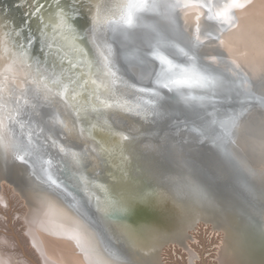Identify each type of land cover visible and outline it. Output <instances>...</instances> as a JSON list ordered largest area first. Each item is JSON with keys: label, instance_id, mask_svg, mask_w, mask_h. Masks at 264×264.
<instances>
[{"label": "water", "instance_id": "obj_1", "mask_svg": "<svg viewBox=\"0 0 264 264\" xmlns=\"http://www.w3.org/2000/svg\"><path fill=\"white\" fill-rule=\"evenodd\" d=\"M202 1L205 4L214 2ZM129 3L147 5L132 10V27L122 22ZM39 4L43 5L41 11L33 15L38 6L37 0H0V50L10 58L5 59L0 73L6 74L7 81L16 82L18 78L23 85L28 86L45 83L53 100L62 102L80 132L90 136L107 165L118 156L109 149L119 142L116 133L102 117V111L108 106H127L132 109L130 106L136 105L150 118L161 117L170 128L183 126L187 133L194 136L183 140L185 143L177 148V155H182L178 159V167L190 169L189 173L185 174L181 170L180 179L174 178L175 182L172 183L169 167L173 165L170 162L167 165V158L164 157L165 162L162 159L161 163L163 170L156 173L155 179L160 180L163 193L153 195L149 192L147 197L151 202H144V205L127 198V213L124 214L117 209L118 206L112 207L114 212L118 214L119 211L122 216L134 214L132 219L140 221L137 231L143 235L149 228L154 231L155 235L150 237L145 248L149 255L157 259L156 264H163L160 252L165 246L167 258L171 261L172 248L178 239L182 240L190 234L191 229L197 227L196 231L208 233V229L200 224L214 223L213 217L219 212L228 216L226 222L222 221L221 224L218 221L222 236L228 237L226 231H233L231 234H234L241 229L249 241L256 238L250 244L253 252L258 255V251H264V225L259 227L257 216V207L261 203L255 198L254 201L251 199L253 197L248 183L239 179V168L232 165L235 164L232 154L264 155V131H259L261 135L256 136L238 127L240 116L249 112L244 108L253 110L248 115L254 116L260 112L257 105H264V101L252 98L243 91L237 71L230 66L205 62L191 46L178 42L177 30L168 22L156 0H39ZM213 8L208 13L209 17L215 13ZM62 14L65 18L63 22ZM205 20L204 35L213 43L217 42L220 37L211 31L212 17ZM7 35L12 37L10 43ZM9 45L12 50H9ZM13 49L21 53V59ZM160 55L184 67H209L213 82L172 91L160 87L157 84V73L162 67L157 58ZM189 57L192 59L189 60ZM8 63H18L20 68L10 72L13 66ZM16 70L19 74H16ZM120 79H126L138 92L139 97L135 98L137 102L129 104L126 100L117 99V80ZM141 88L148 91L141 92ZM30 110L27 107V111ZM50 112H53V108H50ZM52 117L56 118L54 113ZM246 136L249 137L245 142L247 147L240 144ZM42 144L48 160L53 157L50 150L57 154L59 152L56 149L61 150V142L56 141V138H47ZM41 150L39 146L33 147V150L28 151L29 159H33L31 154L40 157ZM167 151L175 152L172 146ZM41 161L35 165L50 179L62 185L65 191L75 193L76 199L83 203L84 210L80 213L84 214V211L94 217L100 232L115 238L116 231L120 232L119 225L111 224L107 216L104 219L97 218L87 201L92 202L94 191L100 187L96 186L92 192L93 183L81 181L79 177L82 176L79 175L70 179V183L73 182L70 184L64 180L60 162L44 167ZM167 176L168 180L165 179ZM89 191L92 192L91 196L88 195ZM148 191L142 194H148Z\"/></svg>", "mask_w": 264, "mask_h": 264}, {"label": "bare ground", "instance_id": "obj_2", "mask_svg": "<svg viewBox=\"0 0 264 264\" xmlns=\"http://www.w3.org/2000/svg\"><path fill=\"white\" fill-rule=\"evenodd\" d=\"M201 1L156 0V3L163 10L168 22L177 30L178 42L191 46L205 62L233 68L241 77L243 91L252 98L264 101V0H212L214 2L211 4ZM212 7H215L213 8L215 13L210 14L209 17L208 13ZM211 17L213 20L211 31L213 35L220 37L214 43L206 38L203 31L205 19ZM7 40L10 43L12 37L7 35ZM9 50H12L11 46ZM13 51L21 59V53L14 49ZM5 59L10 58L0 50V67ZM216 60L220 61L215 63ZM8 64L13 66L10 72L20 67L18 63ZM24 64L27 66L25 60ZM204 68L209 69V67ZM5 75L0 73V202L8 209L11 207V199H21L22 204L25 205L20 217L26 225L25 235L41 264H156L157 259L154 255H149L145 248L150 237L155 235L154 231L149 228L146 230V235H143L142 232L137 231L136 227L140 221L135 222L132 219L134 214H130L131 217L122 216L119 211L118 214L114 212L112 207L118 206L117 209L124 214L127 213L125 209L127 198L144 205V202H151L148 198L149 192L153 195L158 192L163 193L160 180L155 179L156 173H161L163 170L161 163L165 162L164 157L167 158V165L169 162L173 165L169 167L171 181L174 178L180 179L181 170L185 174L189 173L190 169L178 167V159L182 155L181 153L177 155L179 153L177 148L192 134L187 133L183 126L176 125L170 128L161 117L150 118L148 114L139 110L138 106L135 107L136 105L130 106L132 109H128L127 106L123 108L108 106L102 111V117L109 124V128L111 127L116 133L119 142L114 143L109 149L112 154L118 156L112 158L107 165L106 161L101 159V154L92 143L90 136L80 132L76 121L66 111L62 102L53 100L51 91L45 83L39 86L30 85L31 88L27 84L23 85L18 78L16 82L7 81ZM117 87V99L121 98L119 101L126 100L129 104L133 101L137 102L135 98L137 99L139 94L126 79L117 80ZM257 106L260 112L254 116L248 115L253 110L244 108L249 112L240 116L238 127L241 130L247 129L246 131L251 135L259 136L261 135L259 131H264V105L259 103ZM27 107L32 110L27 111ZM50 108H53L52 113ZM116 111L120 112L128 128L123 132L116 129L114 120L109 116ZM53 113L55 119L52 117ZM173 135L176 137L171 138ZM47 138H56V141L61 142V150L56 149L59 154L50 150L53 155L52 159L49 157L50 160L46 156L47 151L44 153V144H42ZM128 138H131V141H128L129 145ZM244 138L240 144L247 147L248 144L245 142L249 137ZM77 139L86 157L94 161L96 170L92 167L85 168L81 164L80 161L83 159L80 155L81 151L79 149L76 152L75 148L78 144ZM136 142L140 145L137 146ZM36 146L42 149L41 156L31 154L33 159H29L28 151ZM171 146L174 147V153L167 151ZM66 150L67 153L63 154ZM232 157L235 163L232 165L239 168V179L249 185L253 197L251 199L254 201L255 198V201L261 203L257 207L258 225L261 228L264 225V155L245 153L232 154ZM37 161H41L44 167L60 162L61 172L65 174L64 180L69 183L70 179L79 175L82 176L79 177L81 181L93 183L92 192L96 186L100 187L99 190L96 188L94 191L97 199L90 197L92 202L87 201L93 207L97 218L104 219L107 216L111 224L120 226V228L118 226L120 232L116 231V237L113 236L112 239L110 235L102 234L96 226L94 217L84 211V214H81L80 212L84 210L83 203L76 199L75 193H68L62 185L44 174L42 169L35 165ZM165 179L168 180V176ZM6 187L12 190V198ZM147 189H149L148 194L143 195L142 192ZM92 192L89 191L88 195L91 196ZM93 201L97 207L99 206L98 208L92 204ZM147 203L145 205H148ZM1 208L0 216L3 218L8 212L1 211ZM227 217L219 212L213 217L214 223L200 224L204 229H208V233L216 240L213 241L215 244L213 250L217 251V264H264V251H258L257 255L250 246L256 238L250 239V242L241 229L236 230L234 234H231L233 231H226L228 237L222 236L218 221L222 224V221H227ZM196 230L197 227L191 229L190 234L184 239H178L171 252L172 262L175 264L179 260L184 262L185 256L188 264H197L198 261H194L192 256L195 253L197 259L201 258L197 246L198 241H202L200 236L194 237ZM11 240L0 235V264H32L24 259L25 251L19 248L21 250L18 252ZM166 249V246L162 248L160 260L162 255H167ZM23 255H25L23 258L20 257Z\"/></svg>", "mask_w": 264, "mask_h": 264}, {"label": "rangeland", "instance_id": "obj_3", "mask_svg": "<svg viewBox=\"0 0 264 264\" xmlns=\"http://www.w3.org/2000/svg\"><path fill=\"white\" fill-rule=\"evenodd\" d=\"M109 116L112 117V119L114 120L113 122H114V125L116 126V129H118L122 132L128 129L123 122V119H122L120 112H118V111L112 112ZM129 140L131 141V138H128L127 142ZM77 142H78V144H76L75 148H76V152H78L79 149L81 151L80 155L83 158L82 161H80L81 164L85 168L89 169V167H92L94 170H96L97 167H96L94 161L90 157H86L85 153L83 152V150L81 148L80 141H78V139H77ZM136 144H137V146L140 145L139 142H136ZM128 145H129V142H128ZM75 148H74V150H75ZM98 173H99V169H98ZM7 189H8L7 192L9 194V196H11V198H12V196H13L12 190L9 187L8 188L6 187V190ZM24 206L25 205L22 204L21 199H18V200L17 199H14V200L11 199V207L9 209L7 207L3 206L0 202V208L2 207L1 211L4 210V211L8 212V214L6 213L3 218L0 216V235L5 236L9 239H12L11 242L16 246L18 252H19V250L23 249L25 251L26 257H24L25 255L20 256V257H22V258L24 257V259H26L28 263L35 264L37 262L36 264H41L36 252L34 251L32 245L30 244V242L28 240L27 235H25L26 230H24L25 229L24 226H26V225L24 223L23 218L20 217V215L22 213V208ZM19 219L21 220V222ZM8 230H10V231L8 232ZM209 235H210L209 233L204 234L203 232H199V231H196L194 233V237L198 238V236H200V240L202 241V242L198 241V246H197L198 252H199L201 258L197 259V257H196L197 254H195V253H194V256H192L194 261L195 260L198 261L197 264H217L218 263L216 260L217 259L216 258L217 257V255H216L217 251L213 250L215 247V244H213V241H216V240L211 235L210 236ZM18 236H20V237H18ZM19 248H21V249H19ZM172 250H174V249L172 248ZM162 260H163V262H162L163 264H175V263L171 262L169 259H167V255L163 256ZM186 261H187V258H185V256H184V262L182 260L181 261L179 260L178 263H176V264H188Z\"/></svg>", "mask_w": 264, "mask_h": 264}, {"label": "snow or ice", "instance_id": "obj_4", "mask_svg": "<svg viewBox=\"0 0 264 264\" xmlns=\"http://www.w3.org/2000/svg\"><path fill=\"white\" fill-rule=\"evenodd\" d=\"M37 7L35 8L33 15L39 13L43 7L42 4H39L37 0ZM128 11L123 18V24L127 27H132L133 25V13L132 10H139L143 7H147L146 4H137L129 3L126 5ZM99 11V10H98ZM65 18L62 14V22ZM161 62V69L157 73V84L160 87L172 91L173 89L180 88H192L193 86H204L206 84L212 83L211 73L206 68H196L195 66L184 67L179 63H174L171 59H168L166 56L160 55L157 57ZM192 58L189 57V60ZM113 75H115L113 73ZM87 83V81H85ZM95 83V81H92ZM141 92L148 91L147 89H139ZM55 183V182H54Z\"/></svg>", "mask_w": 264, "mask_h": 264}]
</instances>
